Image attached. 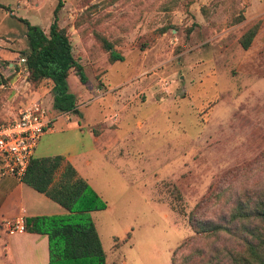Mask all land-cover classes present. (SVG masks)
Returning <instances> with one entry per match:
<instances>
[{"label":"rangeland","instance_id":"374dc122","mask_svg":"<svg viewBox=\"0 0 264 264\" xmlns=\"http://www.w3.org/2000/svg\"><path fill=\"white\" fill-rule=\"evenodd\" d=\"M60 1L58 25L86 78L71 75V92L89 90L79 92L77 112L40 137L34 156L85 151L89 130L102 132L116 114L106 127L118 133L109 153L118 156L94 175L106 208L90 213L105 264L214 263L213 246L232 239L196 235L189 215L218 221L235 199L264 187V0ZM56 4L0 0V122L15 106L11 85L24 76L8 67L25 49L19 19L47 31ZM252 26L243 49L239 39ZM100 37L122 61H108ZM115 85L134 88L131 112L112 108ZM30 87L53 110L51 83Z\"/></svg>","mask_w":264,"mask_h":264},{"label":"trees","instance_id":"16d2710c","mask_svg":"<svg viewBox=\"0 0 264 264\" xmlns=\"http://www.w3.org/2000/svg\"><path fill=\"white\" fill-rule=\"evenodd\" d=\"M61 6L57 0L47 31L19 19L26 28V47L20 57L25 59L28 81L33 85L43 80L50 82L52 108L57 113H68L77 112L76 97L67 82L70 71L81 83L86 78L72 54L66 29L58 25L57 11ZM255 32L256 26H252L241 35L239 43L243 49L250 46ZM99 39L110 63L122 61L123 57L112 50L105 38ZM21 181L66 211L24 219V230L47 237L48 264H105V253L90 213L105 209L106 202L62 155L33 157ZM188 222L196 235L215 239L227 235L234 243L230 247L213 246L214 263L210 258L204 264H264V187L255 196L235 199L229 212L218 221L196 218L192 213Z\"/></svg>","mask_w":264,"mask_h":264},{"label":"crops","instance_id":"0c3cea01","mask_svg":"<svg viewBox=\"0 0 264 264\" xmlns=\"http://www.w3.org/2000/svg\"><path fill=\"white\" fill-rule=\"evenodd\" d=\"M57 22L60 23L58 16ZM76 60L83 67L84 64L81 63L80 58ZM10 63L12 62H9V65ZM9 65L8 67H10ZM71 75H75V72L73 70L70 71L67 77V82L70 91L72 88L70 84ZM83 86H85V84H83ZM117 87L119 89H116ZM112 88L118 90V92H115V95L111 102L112 108H117L118 111L121 112V115L131 112L132 110L130 109V105L131 103L136 102L134 88L130 86L121 89L120 85H115ZM84 89L80 86H75V90L77 93H72L75 95L76 99L78 98V94H80V91H86L87 93V90H89L86 88ZM78 102L79 98L78 101H76V108H78L79 106ZM137 106L136 107L139 108V105ZM61 117L62 116H58L54 119L52 129L56 120ZM102 121L103 120L94 123L93 127L100 124ZM103 123L105 128L102 129V132L96 134L94 133L92 128L89 130V133L93 138V144L90 148L86 149L83 152H79L74 156L66 152L50 155H62L75 168L78 175L82 179H84L100 197L101 192L97 189L95 185V172L97 169L107 163V157L112 159L115 156H118L117 153L109 154L113 147H115L118 143L116 138L118 133L116 131L113 133L108 132L109 130H107L106 126H109L108 124L110 123ZM110 135L112 137H115V141L106 140V138L110 137ZM47 156L49 155L33 157L41 158ZM65 212V209L58 205L56 202L52 201L44 194L39 193L28 185L24 184L21 180H17L10 176H0V264H48L47 237L43 234L32 233L26 230L22 232L10 233L9 231H7V223H13L17 220L24 221V219L28 217L41 215H57L64 214Z\"/></svg>","mask_w":264,"mask_h":264},{"label":"built area","instance_id":"2783aa9c","mask_svg":"<svg viewBox=\"0 0 264 264\" xmlns=\"http://www.w3.org/2000/svg\"><path fill=\"white\" fill-rule=\"evenodd\" d=\"M24 63L25 59L20 58L19 62L9 65L13 70L21 68L24 76L20 84L11 85L15 106L8 110L0 122V176H10L17 180L23 177L40 137L52 130L55 118L64 114L46 106L42 98L31 89ZM116 120V114L107 118L111 124ZM7 231H24V221L7 223Z\"/></svg>","mask_w":264,"mask_h":264}]
</instances>
